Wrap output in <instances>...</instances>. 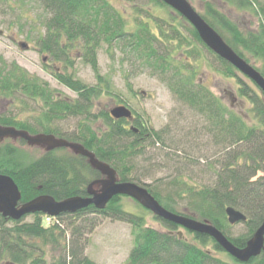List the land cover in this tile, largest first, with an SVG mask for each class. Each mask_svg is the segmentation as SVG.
Masks as SVG:
<instances>
[{
    "label": "trees",
    "instance_id": "obj_1",
    "mask_svg": "<svg viewBox=\"0 0 264 264\" xmlns=\"http://www.w3.org/2000/svg\"><path fill=\"white\" fill-rule=\"evenodd\" d=\"M37 1L51 15L47 22L48 35L51 37L43 48L52 53L54 61L68 63L70 59L63 53V47H78L83 53L80 57L98 75L97 54L101 46H105L108 53L120 51L126 57L125 61L159 79L179 103L201 116L208 125L205 126L204 131L207 132L204 136L206 133L210 135L216 147L220 148L212 157L214 162L207 164L214 173H209L210 177L215 179L210 184L191 185L181 179L185 166L180 167L177 176L169 177L165 182L159 180L158 184L148 185L132 176L136 170L134 160L137 156L148 148L158 151L157 146L165 144L159 132L151 130L138 118L133 123L139 131L137 134L132 127L125 126L128 121H115L105 111L101 114L107 128L104 133H97L90 125H81L79 132L69 137L50 129L49 126L55 121L70 118L79 117L91 122L92 101L101 90L87 87L70 76H61L58 80L77 94L78 98L74 102L56 99L45 84L31 78L19 67L13 65L8 68L2 62L0 97L15 101L23 98L41 100L44 107L48 108L41 119H36V127L27 122H16L12 118L5 120L4 124L20 128L31 135H51L81 144L95 154L99 161L109 164L116 171L120 182H132L145 187L168 211L208 222L237 248H244L264 222V95L261 90L255 84L245 82L234 67L216 56L223 66L222 74L237 81L238 96L253 107L257 124L250 126L243 117L226 109L209 89L196 81L198 67L189 62V56L188 61L174 63L173 45L181 43L182 37L178 30L172 29L174 25L158 18L155 19L159 22L157 36L148 29H142L141 24L137 26L140 29L136 32H128L124 17L107 0ZM153 1L164 5L159 0ZM227 1L253 8L259 19L258 28L253 32L242 33L225 14L209 5L205 8L206 14L200 15L236 54L264 77V2L254 5L247 0ZM177 19L189 27L196 42L209 50L184 18L179 15ZM254 64H260L261 67ZM57 152H47L27 164L17 148L0 146V175L13 178L21 192L22 204L40 196H51L56 201L85 198L88 186L103 178L88 160L73 154L60 156ZM178 154L180 152L177 151L175 155ZM120 200V197L114 198L103 211L89 207L75 215L52 219L56 223H52L48 229L43 226L44 216L41 214L34 215L31 224L12 222L0 215V261L48 264L43 251L28 241L39 239L43 244L46 243L49 230L52 231V238L56 235L60 239L65 238L66 231L59 222L66 220L72 231V248L59 264H96L84 255V249L85 237L96 227L90 218H98L113 219L133 226L135 243L124 264H241L232 257L233 263L216 257L215 253L224 251L210 237L194 234L200 244L198 247L185 237L181 239L176 233L179 227L174 224L160 220L166 231L145 227L142 218L121 208ZM228 208H234L247 217L245 234L235 236L231 232L233 227L226 215ZM247 264H264V254Z\"/></svg>",
    "mask_w": 264,
    "mask_h": 264
},
{
    "label": "rangeland",
    "instance_id": "obj_2",
    "mask_svg": "<svg viewBox=\"0 0 264 264\" xmlns=\"http://www.w3.org/2000/svg\"><path fill=\"white\" fill-rule=\"evenodd\" d=\"M107 1L124 17L128 32H136L140 29L137 26L141 24L142 29H148L157 36L159 22L155 19L158 18L174 25L172 29L178 30L182 35L181 43L176 42L173 45L175 46L172 54L174 63L180 64L184 60H189L198 67L197 82L209 89L226 109L243 117L250 126L257 124L252 105L238 96L237 81L222 74L223 66L216 59V55L194 40L189 27L177 19L179 15L176 12L153 0ZM247 1L254 5L257 2H264V0ZM188 2L202 15L206 14V6L214 7L236 24L242 33L253 32L258 28L259 19L250 6L242 7L227 0H188ZM50 18L51 15L37 0H0V32L3 33L0 36V64L3 62L8 68L13 65L19 67L31 78L45 84L56 99L74 102L78 98L76 93L60 83L58 77L61 76H70L87 87L101 90L92 101L91 122L83 121L84 118L79 117L70 118L60 122L55 121L49 128L66 137L76 135L81 125H90L97 133H104L107 128L101 114L116 105L127 106L135 114V118L145 122L151 130L159 132L165 142L164 146H157L158 151L148 148L135 158L136 170L132 176L148 185L158 184L159 180L165 182L169 177L177 176L180 167L185 166L182 180L191 185L212 183L215 178H211L209 173L212 175L214 173L211 167L208 169L207 164L214 162L215 159L212 157L220 148L216 147L210 135L206 133L204 136L207 132L204 131L205 126L208 125L203 118L186 105L179 103L159 79L125 61L126 57L120 51L108 53L107 48L101 46L97 54L98 75L80 57L83 53L78 47L71 49L63 47V53L70 59L68 63L50 58L44 62V58L50 55L39 51L38 44L44 42L46 38L47 22ZM14 39L18 42H26L30 49L28 51L20 49L18 43H14ZM187 56L190 57L188 60ZM197 58L198 61L195 62ZM254 65L261 67L260 64ZM241 77L245 82L252 83L243 75ZM6 108L10 117L14 115L17 120L27 122L34 127L37 126L36 119H41L43 112L48 109L41 100L39 102L23 98L15 101L0 97V109ZM6 143L8 144L6 147L17 148L20 155L25 157L27 164L36 161L47 152L45 147H32L27 143L16 141ZM177 151L180 152L178 156L175 155ZM57 154L75 155L70 151H58ZM119 205L124 211L142 218L145 227L166 231L160 219L132 199L121 197ZM53 220L44 216V228L48 229L52 223H56ZM33 221L34 217L28 216L20 222L31 224ZM90 221L96 223V227L85 237L84 255L96 264H124L135 243L133 226L113 219L90 218ZM59 223L66 231L65 238L60 239L57 235L52 238L50 236L52 231L49 230L46 243L43 244L39 239L28 241L43 251L48 264H59L66 255H69L72 248L69 221L64 220ZM231 227H233L231 232L235 236L246 233L245 223ZM176 233L178 235L182 233L187 241L200 247L193 233L182 228H178ZM215 256L228 263L234 262L226 252L215 253ZM0 264H11V262L4 260L0 261Z\"/></svg>",
    "mask_w": 264,
    "mask_h": 264
},
{
    "label": "water",
    "instance_id": "obj_3",
    "mask_svg": "<svg viewBox=\"0 0 264 264\" xmlns=\"http://www.w3.org/2000/svg\"><path fill=\"white\" fill-rule=\"evenodd\" d=\"M159 1L181 15L195 29L202 43L210 51L248 78L264 95V77L236 54L187 0ZM20 46L23 50H28L26 44ZM108 113L115 121L132 122L134 120L132 111L126 106H114ZM132 129L135 130V133L137 132V129ZM3 140H22L32 147L45 146L48 151L68 149L76 156L88 160L90 166L104 178L88 186L85 198L73 197L64 201H56L51 196H40L20 206L22 195L18 185L12 177L0 175V214L6 219L18 222L37 214L59 218L62 215H75L89 207L103 211L114 198L128 197L164 222L174 224L193 234L210 237L223 251L241 264H247L264 254V222L244 248H237L221 231L208 222H200L172 213L165 209L145 187L132 182H120L116 171L109 164L99 161L95 154L86 150L81 144L57 139L51 135L32 137L24 131L0 127V143ZM226 215L231 226L247 222L245 214L234 208H228ZM179 237L183 238L182 233L179 234Z\"/></svg>",
    "mask_w": 264,
    "mask_h": 264
},
{
    "label": "flooded vegetation",
    "instance_id": "obj_4",
    "mask_svg": "<svg viewBox=\"0 0 264 264\" xmlns=\"http://www.w3.org/2000/svg\"><path fill=\"white\" fill-rule=\"evenodd\" d=\"M3 35V33L2 32H0V36H2ZM49 35H48V31H47V35H46V38H45V40H44V42H40L39 44H38V46H39V51H43V53H48L50 56L49 57H45L44 58V62H47V59H52V60H54L53 58V55H52V53L50 52V51H47L46 49H44L43 48V46L45 45V42H48V37ZM14 43H18V46L20 47V49H22L21 48V44H26L27 46H28V44L26 43V42H18V40H16V39H14ZM49 43H51L50 41H49ZM55 47V46H54ZM54 47H52V48H54ZM30 49V47L28 46V50ZM23 50V49H22ZM53 50V49H52ZM10 115V113H8V110H7V108L6 109H0V127H2L3 129H7V128H13V129H16L17 131H23V130H21L20 128H16V127H13V126H8V125H6V124H4L5 123V120H8V119H13L14 121H16V122H19V120H17L16 118H15V116L13 115V117H10L9 116ZM135 115V114H134ZM136 117V116H135ZM134 123V122H133ZM132 122H128V126L131 128L134 124H133ZM25 132V131H24ZM55 137V136H54ZM8 141H16V142H20V143H22V144H26V142L25 141H22V140H3L1 143H0V146H7L8 144L6 143V142H8ZM6 143V144H5ZM45 154V153H44ZM104 178H102V179H100V180H103ZM99 180V181H100Z\"/></svg>",
    "mask_w": 264,
    "mask_h": 264
},
{
    "label": "bare ground",
    "instance_id": "obj_5",
    "mask_svg": "<svg viewBox=\"0 0 264 264\" xmlns=\"http://www.w3.org/2000/svg\"><path fill=\"white\" fill-rule=\"evenodd\" d=\"M24 44V43H23ZM24 51H28V50H24ZM139 131H137L136 132V134L138 133ZM29 134V133H28ZM30 136H32V137H36V136H39V135H42V134H38V135H31V134H29ZM60 139H62V138H60ZM63 140H65V139H63ZM40 147H45V146H40ZM46 148V150H47V152H55V151H60V150H63V151H70V150H68V149H57V150H54V151H48V149H47V147H45ZM46 152V153H47ZM71 152V151H70ZM45 153V154H46ZM38 198V197H37ZM36 199V198H35ZM21 201H22V199H21ZM28 203V202H27ZM24 204H26V203H24ZM24 204H22L21 202L19 203V205L21 206V205H24ZM1 215V214H0ZM2 216V215H1ZM3 217V216H2ZM4 218V217H3ZM6 219V218H5ZM8 220H10V219H8ZM12 222H16V221H13V220H11ZM18 222H20V221H18Z\"/></svg>",
    "mask_w": 264,
    "mask_h": 264
}]
</instances>
